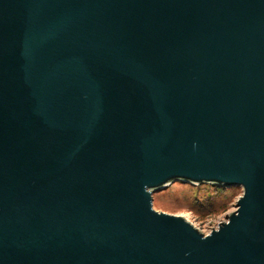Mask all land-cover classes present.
<instances>
[{"label":"water","instance_id":"1","mask_svg":"<svg viewBox=\"0 0 264 264\" xmlns=\"http://www.w3.org/2000/svg\"><path fill=\"white\" fill-rule=\"evenodd\" d=\"M0 264H264V0H0Z\"/></svg>","mask_w":264,"mask_h":264},{"label":"rangeland","instance_id":"2","mask_svg":"<svg viewBox=\"0 0 264 264\" xmlns=\"http://www.w3.org/2000/svg\"><path fill=\"white\" fill-rule=\"evenodd\" d=\"M241 185L222 186L177 180L154 192V207L187 217L204 232L227 219L243 194Z\"/></svg>","mask_w":264,"mask_h":264}]
</instances>
